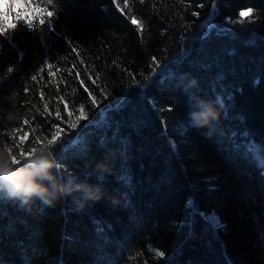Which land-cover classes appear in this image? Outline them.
<instances>
[{
  "label": "trees",
  "instance_id": "trees-1",
  "mask_svg": "<svg viewBox=\"0 0 264 264\" xmlns=\"http://www.w3.org/2000/svg\"><path fill=\"white\" fill-rule=\"evenodd\" d=\"M45 146L103 196L0 200V264H264V0H0V149Z\"/></svg>",
  "mask_w": 264,
  "mask_h": 264
},
{
  "label": "clouds",
  "instance_id": "clouds-1",
  "mask_svg": "<svg viewBox=\"0 0 264 264\" xmlns=\"http://www.w3.org/2000/svg\"><path fill=\"white\" fill-rule=\"evenodd\" d=\"M197 83L194 78L186 85L183 79L180 82L186 92ZM188 99L192 108L188 113L191 125L198 129L207 128L206 134L211 136L213 122L220 119L219 100L203 99L191 93ZM15 118L14 114L8 115L9 120ZM61 167L46 146L34 149L31 155L16 163L7 149H0V200L28 209L37 201L43 206L54 207L57 202L73 197L74 202L83 207L86 201L95 202L102 198L103 192L98 186L81 182L75 175H65L60 171Z\"/></svg>",
  "mask_w": 264,
  "mask_h": 264
},
{
  "label": "snow or ice",
  "instance_id": "snow-or-ice-1",
  "mask_svg": "<svg viewBox=\"0 0 264 264\" xmlns=\"http://www.w3.org/2000/svg\"><path fill=\"white\" fill-rule=\"evenodd\" d=\"M245 15V13H241V16ZM52 140H49L48 143H52ZM11 154V153H10ZM25 157L31 155V153H25L23 154ZM17 159L15 157H13V163H16Z\"/></svg>",
  "mask_w": 264,
  "mask_h": 264
},
{
  "label": "bare ground",
  "instance_id": "bare-ground-1",
  "mask_svg": "<svg viewBox=\"0 0 264 264\" xmlns=\"http://www.w3.org/2000/svg\"><path fill=\"white\" fill-rule=\"evenodd\" d=\"M218 224H216L215 228L218 229V228H221L223 226V224L219 221H217Z\"/></svg>",
  "mask_w": 264,
  "mask_h": 264
},
{
  "label": "water",
  "instance_id": "water-1",
  "mask_svg": "<svg viewBox=\"0 0 264 264\" xmlns=\"http://www.w3.org/2000/svg\"><path fill=\"white\" fill-rule=\"evenodd\" d=\"M213 216L217 217L215 214H213Z\"/></svg>",
  "mask_w": 264,
  "mask_h": 264
}]
</instances>
